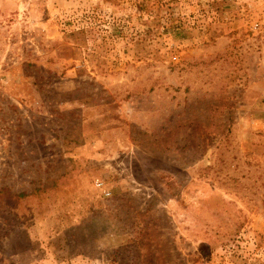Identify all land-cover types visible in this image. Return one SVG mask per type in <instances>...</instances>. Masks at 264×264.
Segmentation results:
<instances>
[{"label": "rangeland", "instance_id": "rangeland-1", "mask_svg": "<svg viewBox=\"0 0 264 264\" xmlns=\"http://www.w3.org/2000/svg\"><path fill=\"white\" fill-rule=\"evenodd\" d=\"M0 264H264V0H0Z\"/></svg>", "mask_w": 264, "mask_h": 264}]
</instances>
